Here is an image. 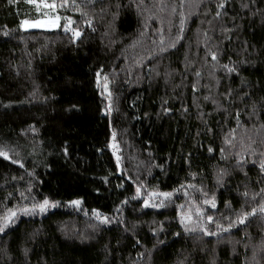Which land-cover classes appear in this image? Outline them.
<instances>
[{"label":"trees","instance_id":"1","mask_svg":"<svg viewBox=\"0 0 264 264\" xmlns=\"http://www.w3.org/2000/svg\"><path fill=\"white\" fill-rule=\"evenodd\" d=\"M220 2L68 0L25 29L35 3L0 0V264H264V0Z\"/></svg>","mask_w":264,"mask_h":264},{"label":"snow or ice","instance_id":"2","mask_svg":"<svg viewBox=\"0 0 264 264\" xmlns=\"http://www.w3.org/2000/svg\"><path fill=\"white\" fill-rule=\"evenodd\" d=\"M9 2L13 3V2H15V0H9ZM27 2L34 4V3H36V0H27ZM40 2L46 8H50V9L56 8L55 3L48 4L45 2V0H40ZM183 2H184V0H182V4H183ZM191 2L195 3L196 6L198 7L201 3H203V0H191ZM225 2H226V0H221V2L217 5V7L223 8L225 5ZM67 3H68V0H64V3H62L60 6L64 7ZM72 3H73V7H77V10H79L78 6L75 4V0H72ZM89 3H94V0H89ZM132 3L136 4L137 10L139 11L141 8V5L144 4V0H132ZM243 6L248 7L247 4H245ZM119 7H120V5L117 4V8H119ZM37 11H39V6H37ZM102 11H103V9H102ZM173 11H175V8H173ZM82 15H87V13L82 12ZM113 15L115 17V14H113ZM181 15H183V14H181ZM215 15H216V17H219L221 15V13L218 11V12H216ZM60 19H61V17L58 15L52 16V17H47V14H46V18L42 19V20L37 19L35 21L30 22L29 20L25 19V20L21 21V26L22 27H57ZM65 19H66L67 23L64 25V27H65V29H68L69 24H71L72 21H71V18H65ZM86 23H88L89 26H91V21H86ZM180 23H181V31H182L184 19H181ZM224 31L227 32V31H230V29H224ZM72 32H73L74 37H79L81 35V32L78 29H72ZM5 35H7V33H5ZM142 35H143V33H142ZM180 38H182V37L177 36V39H180ZM161 44L163 45V40L161 41ZM169 47H175V41H173L169 45ZM165 51H167V49L164 48L163 46H161L160 52L163 53ZM207 54L211 55L213 61H216L217 63H219L216 51H212L211 49H209ZM221 67H223L229 73L236 71L235 67H229V65H227V64L221 65ZM99 75L100 74L97 73V80L98 81H99ZM197 75H199V73H197ZM105 81H107V77H105ZM104 88H105V90H107V88H108L107 83H105ZM109 95H111V93H109ZM206 99H207V97H206ZM73 107H75V106H73ZM237 116H239L238 113H237ZM33 130H35V129H33ZM113 135H115V134H113ZM226 142L231 143L230 141H227V140H226ZM209 151H212V149L210 148ZM65 152H67V149H65ZM221 152L223 153L224 149H221ZM253 154H255V150H253ZM0 156H4L5 158H8V154L5 151H3L2 149H0ZM260 156L264 157V152L260 153ZM242 159L243 158H241V160ZM16 162L18 163V161H16ZM237 164H238V166L242 167L241 161H238ZM260 171L262 173H264V159L260 160ZM225 175H227V172L225 170L221 169L220 172L217 174V182L218 183L221 182ZM136 191H137V194L140 193L139 188H137ZM262 193H264V188H262L260 190V193H255L253 198H255L256 195H260ZM156 195H157V193H155V192L149 193V196H156ZM159 195H161L163 197H171L172 193L164 192V193H159ZM244 195L247 196L248 193L245 192ZM69 203L71 205L79 206L81 204V201L80 200H73V201H70ZM204 203L210 204L212 208L216 207L214 197L211 200H205ZM58 204H59L58 201H50L48 198H44L42 202L35 203L31 206V208H24V209H21V211H23L25 214H33L36 212V210H39V212L43 213V212H46L49 207H56ZM148 204H149V201L147 199H145L144 205L148 206ZM161 206H163V202H161V204H154L153 205V207H161ZM259 211H260V213L264 214V202H262L261 205L259 206ZM256 212H257V209L253 208L251 210V212L245 211L242 213H238L235 220H231L230 218H226V219H229V223L227 224V227H225L223 224H220V223L214 221L213 216L208 215V216H206V220L209 223L215 222L217 224L218 231L217 232L210 231L203 223H199L198 228H199V231L202 232L203 235H205V236H216V235H218L219 232H228L236 225L245 224V221L248 219V217L255 215ZM94 214L97 216V219L101 221V223H108L109 222L108 218L103 216L102 214H98L95 211H94ZM15 216H16V212H13L10 210L9 215L6 216L5 218H3V220H0V233H4L6 228L9 227V224L14 222L13 218ZM262 218H264V216H262ZM191 219H192L191 215H188L186 217H182V219H181V223L184 224V230L186 232H189V231L195 232L197 230V228H195V227L190 229L187 226V224H185V220L190 221ZM176 235H179V233H176Z\"/></svg>","mask_w":264,"mask_h":264},{"label":"rangeland","instance_id":"3","mask_svg":"<svg viewBox=\"0 0 264 264\" xmlns=\"http://www.w3.org/2000/svg\"><path fill=\"white\" fill-rule=\"evenodd\" d=\"M45 2L48 3V4L55 3L56 4V8L55 9L46 8L40 2V0H36V3L34 5H35L36 11H37V6H39V11H37L39 13L38 16L36 15V17L26 18V19L31 22V21H35L37 19H41V20L45 19L46 18V14H47V17L56 16L57 15V9L60 7V4H58V0H45ZM20 26H21V23H20ZM22 28H25V29H42V28H46V29H49V28H54V27H22ZM68 30H70L72 32V28L69 29V27H68ZM99 83L103 86L102 81L99 80Z\"/></svg>","mask_w":264,"mask_h":264}]
</instances>
